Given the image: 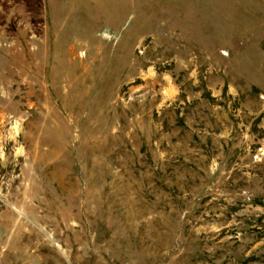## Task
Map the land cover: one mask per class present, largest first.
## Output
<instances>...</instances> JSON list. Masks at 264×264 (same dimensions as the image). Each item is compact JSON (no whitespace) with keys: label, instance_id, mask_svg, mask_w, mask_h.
<instances>
[{"label":"rangeland","instance_id":"374dc122","mask_svg":"<svg viewBox=\"0 0 264 264\" xmlns=\"http://www.w3.org/2000/svg\"><path fill=\"white\" fill-rule=\"evenodd\" d=\"M0 264H264V0H0Z\"/></svg>","mask_w":264,"mask_h":264}]
</instances>
